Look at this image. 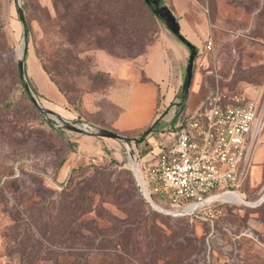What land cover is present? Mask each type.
<instances>
[{
  "label": "rangeland",
  "instance_id": "rangeland-1",
  "mask_svg": "<svg viewBox=\"0 0 264 264\" xmlns=\"http://www.w3.org/2000/svg\"><path fill=\"white\" fill-rule=\"evenodd\" d=\"M23 1L25 21L22 0H0V69L13 58L21 70L19 51L30 26L25 80L13 87L9 107L0 102V264H264V0H148L152 8L142 0ZM123 2L138 18H131L127 37L114 39ZM171 30L195 46L187 81L169 85L163 101L176 92L179 102L170 101L151 124L132 131L126 137L132 147L174 105L176 120L167 132L216 94L259 106L248 177L237 191L247 199L217 203L221 212L213 225L147 203L125 142L110 136L124 134L109 127L116 113L109 92L97 94L104 113L93 114L109 135L81 136L55 126L61 114L49 109L33 75L35 63L47 73L45 65L62 58L65 83L79 93L109 85V76L116 83L102 70V55L131 63L152 38ZM135 68L142 70L141 63ZM172 138L173 132L168 142ZM137 148L140 156L150 151L146 163H155L158 149ZM97 175L110 185L84 195L73 188Z\"/></svg>",
  "mask_w": 264,
  "mask_h": 264
},
{
  "label": "built area",
  "instance_id": "built-area-1",
  "mask_svg": "<svg viewBox=\"0 0 264 264\" xmlns=\"http://www.w3.org/2000/svg\"><path fill=\"white\" fill-rule=\"evenodd\" d=\"M258 107L255 101H226L216 94L175 127L155 164L143 166L134 152L141 193L149 196L154 207L150 206L184 212L213 225L214 216L221 212L217 203L226 200L222 196L238 191L248 177ZM54 119L57 128L73 125L87 133H106L86 121ZM220 193V199L208 201Z\"/></svg>",
  "mask_w": 264,
  "mask_h": 264
},
{
  "label": "crops",
  "instance_id": "crops-1",
  "mask_svg": "<svg viewBox=\"0 0 264 264\" xmlns=\"http://www.w3.org/2000/svg\"><path fill=\"white\" fill-rule=\"evenodd\" d=\"M102 59L104 65L102 70L112 73L116 80L121 81L118 84L117 80L116 86L109 94L111 103L116 108V113L114 116L112 115L113 120L110 122L109 127H114L123 133L125 137H129L132 131L151 124L153 119L159 116L158 112L162 110V106L165 108L164 106H168L172 100L179 102L176 100V92L170 95L171 98L167 97L168 101H163V97L168 90H171L172 87L169 86L171 83H176L178 87H181L187 81L191 50L187 45L177 40L171 30L170 33H161L158 39L149 47L147 53L131 63L115 59L106 61L107 58L104 55H102ZM136 62L141 63L142 70L135 68ZM176 62L179 66H177ZM33 70V75L39 85V92L43 95V100L49 109L56 110V112L61 114V117L66 119L77 117L78 113L67 108V98L43 68L35 63ZM144 75L147 79L143 78ZM83 102L89 113L88 116H90L89 123L99 128H102L99 124L106 125L96 122L95 118L97 115H93L98 111L101 114L104 113L102 111L103 105L99 103V97L96 94L87 93L83 97ZM176 107L175 105L171 106L163 117H159L158 125L156 123L153 126L152 132L143 141L134 142L136 155L143 161H140L141 163L149 165V163H146L145 157H149L150 151L144 156H140L137 146H139V143H143L149 148L158 149L154 152L155 159H157L158 153L166 146L170 139V134L173 132V130L170 132L166 130L171 125V122L174 119L176 120ZM106 117L104 115L101 118ZM106 123L108 124L109 122ZM179 123L178 118V122H175V127ZM72 132L81 136H91L75 130H72ZM77 145L79 147V144ZM96 145L100 144L96 142ZM82 150L84 152L85 150L87 151L86 147L82 148Z\"/></svg>",
  "mask_w": 264,
  "mask_h": 264
},
{
  "label": "trees",
  "instance_id": "trees-1",
  "mask_svg": "<svg viewBox=\"0 0 264 264\" xmlns=\"http://www.w3.org/2000/svg\"><path fill=\"white\" fill-rule=\"evenodd\" d=\"M142 2L145 4H148V0H142ZM149 5V4H148ZM23 11L26 7V3L22 0V5H21ZM150 8H152L149 5ZM130 8V4L128 2H123L122 7H121V18L117 20L116 24L121 26V29L119 27H114L113 28V33H114V39L117 37H122L125 38L128 36L129 33V29L131 27V18H138L135 15H131V8ZM155 13H159L162 15V12H158L157 10H154ZM29 26V25H28ZM28 29L30 30V26L28 27ZM177 35L190 47L192 54L195 53V46L189 42L182 34L180 31L177 30ZM158 39V35H156L154 38H152V40H150L149 45L147 46V49L145 51L144 54L147 53L149 47ZM66 60L60 58L59 60L53 61L52 65H45V70L47 71V73L49 74V76L51 77V80L58 86L59 90L65 95V97L67 98L68 101V106L67 108L71 109V110H75L78 115L77 117L73 118L72 120L76 121V122H81V121H85L83 119L84 116L85 117H89V113L87 111V109L84 106V102H83V97L85 94L87 93H93V94H103L106 95L108 94V92L110 93L111 90L114 88V86L116 85L115 83V79L111 76L110 77V84L109 85H105L102 87H93L95 89H86L85 91H82L81 93H79L78 89L73 86H70L69 84L65 83L66 82V74L68 73V69L65 65ZM1 64V63H0ZM4 67L2 69H0V78H3L4 80H2L4 83L3 87L0 89V102L3 104L5 103V105L7 107H9L10 102H9V97L11 96V92L13 91V87L15 90V87L19 88V84L20 86L22 85V73L20 72V66L15 62V60L13 58H9L7 63H5V65H3ZM1 67V65H0ZM144 79H147V77L144 75L143 77ZM14 81V84H11V82ZM117 82V80H116ZM24 92L26 94H28L25 90ZM39 100V99H38ZM89 122V121H86ZM152 127L146 129L143 134L136 139L135 142H141L143 141L151 132H152ZM75 146V143H74ZM134 147V146H133ZM107 176V174H106ZM106 176H94L92 178H87V186H86V181H79L78 183H74L73 182V188H77L80 190L81 194H85L88 193L89 191H93L96 188L99 187H104V186H108L110 185V182L106 179ZM108 178V176H107ZM82 183H85L84 186H81ZM245 199H247V197H245ZM67 200V199H66ZM68 201V200H67ZM66 201V202H67ZM65 206H67V204H65ZM64 208V206H63ZM185 218L190 219V216H184Z\"/></svg>",
  "mask_w": 264,
  "mask_h": 264
},
{
  "label": "water",
  "instance_id": "water-1",
  "mask_svg": "<svg viewBox=\"0 0 264 264\" xmlns=\"http://www.w3.org/2000/svg\"><path fill=\"white\" fill-rule=\"evenodd\" d=\"M19 2H20V0H19ZM19 9H20L21 17H22L23 21H25V18H24L23 12H22L21 4L19 5ZM24 42H25V45H26V46H25V52H24V56H23V58H21L20 65H21L22 78L25 80L24 64H25V57H26V55H27V50H28V29H27V28H26V31H25V40H24ZM25 86H26L27 90H29V91L31 92V88H30L29 84H28L26 81H25ZM32 98H33V100L37 103V105H38L42 110L47 111V109H45V108L43 107V105H41V103L38 101L37 98H35L33 95H32ZM60 118H61L63 121H65V119H64L63 117L60 116ZM69 129H71V130H75V131H78V132H80V133H82V134H86V135H95V136H96V135H100V134H101V135H109V133H108L107 131H106V133H87V132H85L84 130L80 129L79 127H77V126H73V125H70V126H69ZM110 136H112V137H114V138L121 139V140H123V141L125 142L126 149H127L128 153H129V155H130V157H131V160H132V162H133V170H134V174H135L136 180H137L138 184L140 185V180H139V175H138V169H137V162H136V159H135V155H134L133 147H132L131 144L129 143L128 139H127L126 137H124V136H121V135H119V134H117V133H111ZM140 187H141V186H140ZM142 195H143V197L145 198V200L147 201V203L150 204V205H152V206L154 207V205H153V203L151 202L149 196H148L145 192H142ZM221 196H222V193L217 194V195L211 197L210 199H208V201L218 200V199L221 198ZM162 212H164V213H166V214L173 215V216H185V215H187V214L184 213V212H181V213H172V212H168V211H162Z\"/></svg>",
  "mask_w": 264,
  "mask_h": 264
},
{
  "label": "bare ground",
  "instance_id": "bare-ground-1",
  "mask_svg": "<svg viewBox=\"0 0 264 264\" xmlns=\"http://www.w3.org/2000/svg\"><path fill=\"white\" fill-rule=\"evenodd\" d=\"M23 43H24V45H25V42H23ZM19 52H20V58H23V56H24V52H25V47H24V48L21 47ZM41 105H42V104H41ZM222 197H223L224 199H226V200H230V201H234V202H244V201H245V199H243L242 195L239 194L237 191L234 192V193H231V194L226 193V194L223 195ZM262 200H264V198H263Z\"/></svg>",
  "mask_w": 264,
  "mask_h": 264
}]
</instances>
